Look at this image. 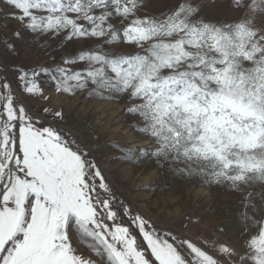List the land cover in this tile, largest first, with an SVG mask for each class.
Segmentation results:
<instances>
[{
  "label": "snow or ice",
  "instance_id": "snow-or-ice-1",
  "mask_svg": "<svg viewBox=\"0 0 264 264\" xmlns=\"http://www.w3.org/2000/svg\"><path fill=\"white\" fill-rule=\"evenodd\" d=\"M142 8V0H0L3 18L19 25L0 39L10 53L25 34L93 44L52 57V66L14 67L15 87L0 74V264H264V0H231L235 17L218 23L191 0L158 15ZM45 87L126 97L160 166L242 194L237 239L210 252L134 212L89 150L46 123L62 112L29 109L25 98L50 99ZM113 148L125 158L147 150Z\"/></svg>",
  "mask_w": 264,
  "mask_h": 264
},
{
  "label": "rangeland",
  "instance_id": "rangeland-1",
  "mask_svg": "<svg viewBox=\"0 0 264 264\" xmlns=\"http://www.w3.org/2000/svg\"><path fill=\"white\" fill-rule=\"evenodd\" d=\"M141 14L158 15L172 6L175 0H142ZM199 8V16L207 22L231 21L235 13L231 0H191ZM0 12V39L10 38L19 25L15 20L4 19ZM260 22V21H258ZM15 53L0 44V70L13 81L14 67L33 68L52 66L69 53L87 51L93 47L88 41L67 42L47 40L25 34L23 40L14 41ZM117 52L131 51L126 45L115 46ZM7 69V71H4ZM42 98H25L29 109L41 114L46 102L62 112V119L46 117L52 123L89 150L92 158L103 171L113 194L131 206L145 219L151 221L162 233H179L190 237L198 246L212 251L216 242L235 241L239 235L238 216L243 210L240 192L226 185L209 184L198 175H187L167 164L160 166L150 154V141L141 136L131 125L132 117L126 111V97L101 98L90 94L88 89L75 94L56 93L54 87H45ZM145 146L144 153L137 152L125 158L113 148ZM177 167H180L179 165ZM259 191V186H256ZM222 229V231H221Z\"/></svg>",
  "mask_w": 264,
  "mask_h": 264
},
{
  "label": "trees",
  "instance_id": "trees-1",
  "mask_svg": "<svg viewBox=\"0 0 264 264\" xmlns=\"http://www.w3.org/2000/svg\"><path fill=\"white\" fill-rule=\"evenodd\" d=\"M0 74L6 75V74H4V72L2 70H0ZM44 105H45L44 108L49 107V108L55 109V106L50 102H46ZM48 117H50V116H48Z\"/></svg>",
  "mask_w": 264,
  "mask_h": 264
},
{
  "label": "built area",
  "instance_id": "built-area-1",
  "mask_svg": "<svg viewBox=\"0 0 264 264\" xmlns=\"http://www.w3.org/2000/svg\"><path fill=\"white\" fill-rule=\"evenodd\" d=\"M67 136H68L69 139H73L74 138V136L72 134H67Z\"/></svg>",
  "mask_w": 264,
  "mask_h": 264
},
{
  "label": "crops",
  "instance_id": "crops-1",
  "mask_svg": "<svg viewBox=\"0 0 264 264\" xmlns=\"http://www.w3.org/2000/svg\"><path fill=\"white\" fill-rule=\"evenodd\" d=\"M43 101H45V100H43Z\"/></svg>",
  "mask_w": 264,
  "mask_h": 264
}]
</instances>
